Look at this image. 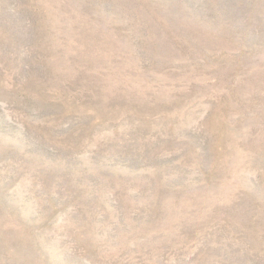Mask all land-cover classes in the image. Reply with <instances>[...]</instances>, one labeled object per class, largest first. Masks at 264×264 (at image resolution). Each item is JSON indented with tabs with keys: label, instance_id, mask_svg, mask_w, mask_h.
I'll return each mask as SVG.
<instances>
[{
	"label": "rangeland",
	"instance_id": "obj_1",
	"mask_svg": "<svg viewBox=\"0 0 264 264\" xmlns=\"http://www.w3.org/2000/svg\"><path fill=\"white\" fill-rule=\"evenodd\" d=\"M0 264H264V0H0Z\"/></svg>",
	"mask_w": 264,
	"mask_h": 264
}]
</instances>
